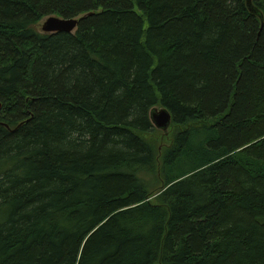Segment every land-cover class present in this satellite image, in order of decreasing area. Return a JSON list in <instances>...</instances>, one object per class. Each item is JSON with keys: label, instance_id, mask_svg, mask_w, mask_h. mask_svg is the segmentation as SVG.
<instances>
[{"label": "trees", "instance_id": "16d2710c", "mask_svg": "<svg viewBox=\"0 0 264 264\" xmlns=\"http://www.w3.org/2000/svg\"><path fill=\"white\" fill-rule=\"evenodd\" d=\"M251 5L0 0V264H264ZM51 17L78 26L35 30Z\"/></svg>", "mask_w": 264, "mask_h": 264}, {"label": "water", "instance_id": "95a60500", "mask_svg": "<svg viewBox=\"0 0 264 264\" xmlns=\"http://www.w3.org/2000/svg\"><path fill=\"white\" fill-rule=\"evenodd\" d=\"M247 8L253 14L258 13L252 7L251 0H247ZM78 22H79L78 19H61V18L51 17V18L44 20V23L41 27V31L43 34H52V33L71 34L76 30L78 26ZM1 108L2 107L0 104V111H1ZM150 120H151L153 127L156 130H160L164 133L167 132V129L171 125V115L165 109H162V108L158 113H156L155 108H153L150 111Z\"/></svg>", "mask_w": 264, "mask_h": 264}, {"label": "rangeland", "instance_id": "374dc122", "mask_svg": "<svg viewBox=\"0 0 264 264\" xmlns=\"http://www.w3.org/2000/svg\"><path fill=\"white\" fill-rule=\"evenodd\" d=\"M43 23H44V21L40 22V23L35 27V30H36L37 32H39V33L42 32V31H41V27H42ZM160 110H161V108L155 107V111H156V113H158ZM154 134H155V136L157 137V140H158L159 145H160L161 148H166V147L169 146L170 141H171V136H172V129H171V127H169V128L167 129V132H166V133H164V132H162V131H160V130H156V133H154ZM154 134H153V135H154ZM161 148H160V149H161ZM159 192H160V191H158L157 193H159ZM152 200H153V199H152Z\"/></svg>", "mask_w": 264, "mask_h": 264}]
</instances>
